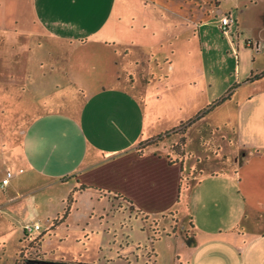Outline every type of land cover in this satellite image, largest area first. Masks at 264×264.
I'll use <instances>...</instances> for the list:
<instances>
[{
	"label": "rangeland",
	"instance_id": "374dc122",
	"mask_svg": "<svg viewBox=\"0 0 264 264\" xmlns=\"http://www.w3.org/2000/svg\"><path fill=\"white\" fill-rule=\"evenodd\" d=\"M240 1L246 2L220 0L225 8ZM239 13L242 14L239 31L236 23L232 25V32L224 31L218 23L219 17L212 14L197 39L191 40L182 34L181 39L174 41L169 49L175 67L173 72L160 79L151 78L147 85L142 76L136 74L135 85H129V91L147 101L148 108L143 111L151 128L150 135L137 144L138 151L231 93L224 103L197 120L185 134L184 178L199 177L203 182L195 187L186 186L184 182L181 204L159 215L131 210L122 196L100 190L101 198H108L110 203L95 209L96 218L85 220V209H81L65 226L61 224L51 235L45 236L42 247L49 257L86 264H144L145 261L152 264L156 253V264H189L193 249L188 238L193 225L184 220L189 217L185 213L197 215L201 228L195 234L203 241L222 233L229 219L240 216L239 220H246L243 211L248 203L264 202V78L244 81L252 73L264 70V0L247 2ZM16 35L0 31V180L10 171L11 188L14 187H0V264H16L24 247L23 223L31 219L40 220L29 223L39 222L41 229L30 233L33 241L27 239L22 261L41 257L34 240L51 229L72 194L68 191L72 183L31 191L49 178L25 179L29 165L21 146L26 122L50 109L47 101L50 98L60 110H67L71 101L76 103L71 108L83 103V97L75 93L76 87L65 76L63 64L67 52L71 51L64 47L65 43L62 48L61 43L56 47L57 41L49 39L48 35L40 48L34 46L29 37L16 38ZM96 83L99 90L100 82ZM127 83L132 82L124 84ZM139 124L135 122L131 127L133 136ZM181 137L175 134L166 140L164 154L173 160L179 158L173 146ZM174 138L177 141L173 143ZM232 158L235 161L231 165ZM215 174L218 177H214ZM212 190L215 195L211 194ZM11 197H14L12 201ZM172 212L178 214L172 215ZM218 225H222V230L215 232ZM107 229L111 233L103 232ZM144 245L147 247L143 249ZM206 263L213 264L210 260Z\"/></svg>",
	"mask_w": 264,
	"mask_h": 264
},
{
	"label": "crops",
	"instance_id": "0c3cea01",
	"mask_svg": "<svg viewBox=\"0 0 264 264\" xmlns=\"http://www.w3.org/2000/svg\"><path fill=\"white\" fill-rule=\"evenodd\" d=\"M251 1L225 8L220 0H0V31L14 32L16 38L29 37L40 48L49 35L57 41L56 47L61 43L62 48L65 43L64 47L71 50L63 67L68 81L77 89L75 93L83 97L82 105L71 108L76 104L71 101L67 110H60L53 98L47 100L50 109L26 122L21 146L29 165L25 179L49 178L31 191L71 183L70 193L83 184L91 187L74 193V209L63 226L81 209H85V220L96 218L95 209L110 203L108 198H101L100 190L130 199L131 210L159 215L181 204L184 182L190 187L203 182L199 177L184 178L186 157L183 162H170L171 156L164 154L168 141L149 145L138 153L137 144L150 135L151 128L143 111L148 108L147 101L129 91V85H135L136 74L147 85L151 78L160 79L173 72L169 49L174 41L182 34L197 39L212 14L219 17L218 23L228 14L237 30L242 29L239 9ZM249 77L244 81L249 82ZM126 81L132 83L125 85ZM96 82H100L99 90ZM135 122L140 124L133 136ZM4 178L5 174L1 180ZM11 186V182L0 185L3 189L14 188ZM243 212L246 220H239L240 216L229 219L225 230L222 225L216 227L215 232L222 233L203 241L195 234L201 228L197 215L185 213L189 217L184 220L193 225L187 237L193 249L188 263L207 264L210 260L213 264H264V202L248 203ZM32 221L40 222L31 219L23 226ZM103 232L111 233L108 229Z\"/></svg>",
	"mask_w": 264,
	"mask_h": 264
},
{
	"label": "trees",
	"instance_id": "16d2710c",
	"mask_svg": "<svg viewBox=\"0 0 264 264\" xmlns=\"http://www.w3.org/2000/svg\"><path fill=\"white\" fill-rule=\"evenodd\" d=\"M261 78H264V70L262 71V72H259V73H252L251 75H250V77L246 80V81H250V82H253V81H255V80H258V79H261ZM231 91V90H230ZM231 95V93H228V94H226L224 97H222L221 99H219V100H217L216 102H214L212 105H210L209 107H208V109L207 110H204V112H202L199 116H197V117H195V118H193V119H191V120H189L188 122H186V123H184V124H182V125H180V126H178V127H176V128H173L172 130H169V131H167V132H165V133H163V134H161V135H159L158 137H157V140L156 141H151V142H149V143H147L146 144V146H151V145H156V144H154V142L155 143H157V144H160V143H162V142H164V141H166L168 138H170V137H172V136H174L175 137V134H181L182 135V137H181V139H180V141L177 143V144H175L173 147H174V150L176 151V153L179 155V158L177 159V161H182L183 162V160H184V158L186 157V155H187V151H186V144H187V139H186V136H185V134L187 133V131H188V129L197 121V120H199L201 117H204L206 114H208V112L209 111H211L213 108H215L216 106H218V105H220L221 103H224L228 98H229V96ZM142 149V148H141ZM137 150L138 151V153L139 154H142L143 152H144V150ZM183 159V160H182ZM170 162H173V160L171 159L170 160ZM184 182V181H183ZM87 188H91L90 186H88V185H81V187H79L77 190H75V191H73L72 192V194L69 196V198H68V201H67V205H66V207H65V209H64V212H63V214L62 215H60L58 218H56L54 221H53V224H52V227H51V229H49L46 233H44L43 235H41L40 237H37V238H35V242L36 243H38V246H37V251H38V254L39 255H41V257L40 256H38V258H33V259H26L27 261H22V258H24V248H26L27 247V239H29L30 241L32 240L33 241V238H31V235H30V233L29 232H27L25 229H24V231H25V237L22 239V241H23V244H24V247L22 248V250H21V252H20V254L18 255V257H17V260H16V264H86V263H83V262H74V263H72L71 261H66V260H64V259H61V260H53V257H49V255H48V253L46 252V251H44V249H43V247H42V244H43V240H44V238H45V236L48 234V235H51V233L53 232V231H55L56 230V228L59 226V225H61V224H63V223H65L66 221H67V219H68V217H69V215L71 214V208H72V204L74 203V199H73V195H74V193L76 192V191H83V190H85V189H87ZM117 195H120V196H122L123 198H125L126 199V201L129 203V204H133V202L130 200V199H128V198H126L125 196H123V195H121V194H119V193H117ZM135 207V206H134ZM135 209H137V212H140L141 210H139L138 208H135ZM121 223V222H120ZM176 223L177 222H175V225H174V227H173V229L175 230V228H176ZM120 225H124V223H121ZM124 228L126 227L125 225L123 226ZM122 227V228H123ZM41 229V228H40ZM88 235H86V237H87ZM154 236V235H153ZM190 237V236H189ZM150 240V239H149ZM154 240H156V237L155 238H153V240H152V243L154 242ZM139 246L141 247L142 245H141V243L139 244ZM138 246V247H139ZM144 247H147V245H144L143 246V249H144ZM148 247H149V245H148ZM153 248H152V246H151V250H152ZM152 251H154V249L152 250ZM53 253H51V255H52ZM40 257V258H39ZM156 257H157V255H156V253H155V258L152 260V264H156ZM19 258H21V260L19 259ZM147 260H148V258H147ZM26 262V263H25ZM148 262H144V264H147ZM95 264V263H94Z\"/></svg>",
	"mask_w": 264,
	"mask_h": 264
},
{
	"label": "built area",
	"instance_id": "2783aa9c",
	"mask_svg": "<svg viewBox=\"0 0 264 264\" xmlns=\"http://www.w3.org/2000/svg\"><path fill=\"white\" fill-rule=\"evenodd\" d=\"M233 22H234V19L231 16H229L228 14H224L221 16L219 23L221 25V28L224 31H229V28L231 27ZM11 175H12V173L10 171H8L7 176L2 181L3 186H7L9 184V182H10L9 178ZM40 228H41V224L39 222H33V223L26 224L24 229L27 232L31 233L35 230L40 229Z\"/></svg>",
	"mask_w": 264,
	"mask_h": 264
}]
</instances>
